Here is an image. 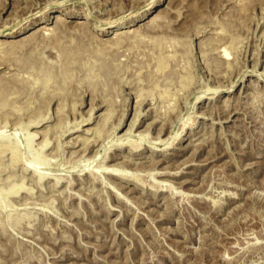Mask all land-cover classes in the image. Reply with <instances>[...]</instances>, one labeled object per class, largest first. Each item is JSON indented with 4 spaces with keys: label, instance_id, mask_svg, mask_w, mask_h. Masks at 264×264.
I'll return each mask as SVG.
<instances>
[{
    "label": "rangeland",
    "instance_id": "obj_1",
    "mask_svg": "<svg viewBox=\"0 0 264 264\" xmlns=\"http://www.w3.org/2000/svg\"><path fill=\"white\" fill-rule=\"evenodd\" d=\"M152 1L0 0V264H264V0Z\"/></svg>",
    "mask_w": 264,
    "mask_h": 264
},
{
    "label": "bare ground",
    "instance_id": "obj_2",
    "mask_svg": "<svg viewBox=\"0 0 264 264\" xmlns=\"http://www.w3.org/2000/svg\"><path fill=\"white\" fill-rule=\"evenodd\" d=\"M27 1V0H26ZM160 1L161 0H153L150 4H148L147 5V7L145 8V10L143 11V13H141V15H138V16H140V17H142V16H144L145 14H149V13H151V12H153V10H155L156 8H157V6L160 4ZM31 2V1H30ZM27 3H29V2H27ZM26 3V4H27ZM114 3V2H113ZM30 4V3H29ZM115 7V6H114ZM113 9V8H112ZM160 12V11H159ZM159 13H157V15H158ZM31 15V14H30ZM156 15V19L158 20L159 18H157L158 16ZM49 16H51L52 18H55V22L57 23V25L58 24H60V22H62V21H67V19L65 18V17H62L61 15H58V14H53V15H49ZM163 16H164V13H163ZM162 16V17H163ZM155 17V16H154ZM159 17L161 18V14L159 15ZM45 20L47 21V20H49L47 17H45ZM133 19H129V21L131 22ZM151 20H152V22L154 23V24H156L157 23V21H155V18L154 19H152L151 18ZM127 21V20H126ZM159 21V20H158ZM68 22V21H67ZM80 22V26H79V28H82V27H85L84 25L81 27V23L83 22V21H79ZM150 22V24L152 25L153 23H151V21H149ZM63 24H65V23H63ZM83 24V23H82ZM149 24V23H148ZM4 25V24H3ZM151 25H149V26H151ZM5 26V25H4ZM88 26V25H87ZM86 26V28H88ZM20 27V26H19ZM58 27V26H57ZM60 27V26H59ZM58 27V28H59ZM145 27H148V26H145ZM152 27V26H151ZM20 28H22V27H20ZM56 28V27H55ZM85 28V29H86ZM40 30H41V35L42 34H45V31L46 30H48V29H50L51 30V28H49L48 26H47V24H42L41 26H40V28H39ZM39 29H37V30H39ZM150 29V28H149ZM89 30V29H88ZM101 30V33H105L106 31H108L106 28H102V29H100ZM36 31V30H35ZM118 31V30H117ZM1 32V31H0ZM14 32H18V28L17 29H15V30H12V31H9V32H7L6 34H12V33H14ZM38 32V31H37ZM43 32V33H42ZM34 34H32L31 36L30 35H28V38L25 40V38H24V41L23 40H21L23 43H18L19 45L21 44H24L26 41H31V39L33 38V37H37V33H35V32H33ZM39 33V34H40ZM52 33V32H51ZM56 33V32H55ZM87 33V32H86ZM118 33H120L119 31H118ZM84 34V33H83ZM128 34V33H127ZM120 35V34H119ZM139 36V35H138ZM95 37V36H94ZM119 38V37H118ZM107 42V41H106ZM27 43V42H26ZM25 43V44H26ZM103 43V42H102ZM1 44V43H0ZM30 46L31 45H25L24 47H23V49L25 50V48H30ZM38 46V45H37ZM226 46V45H225ZM1 47H2V45H1ZM0 47V48H1ZM28 48V49H29ZM37 48V47H36ZM34 49V48H33ZM225 49V48H224ZM27 50V49H26ZM224 51V53H225V55H228V53H227V50H223ZM4 64V63H3ZM41 68H42V66H41ZM38 70V69H37ZM44 70H46V69H44ZM48 71V70H47ZM32 73H35V72H33L32 71ZM49 75H51V74H49ZM48 75V76H49ZM46 77V76H45ZM53 76H51V78H52ZM47 79H48V77H46ZM46 78H44V82L45 81H47V79ZM50 79V78H49ZM43 80V79H42ZM2 81V80H1ZM229 91H231V89H229ZM231 95V94H230ZM211 99L213 98V97H210ZM93 114V113H92ZM42 120V119H41ZM41 120H39V121H36L37 123H35V124H39V122L41 121ZM35 124H33V126H35ZM78 126H80V125H78ZM80 129V128H79ZM87 130V129H86ZM131 133V132H130ZM29 134V133H28ZM174 136V135H173ZM172 136V137H173ZM34 138V134L33 133H31V134H29L28 135V138H27V144L28 145H30L31 146V142H32V140H34L33 139ZM123 138V137H122ZM131 139V138H130ZM130 139H128V140H130ZM175 139H177V138H175ZM126 141V140H125ZM45 142V141H44ZM47 142V141H46ZM45 142V144L43 143V146H42V148H44L46 145H47V143ZM127 142V141H126ZM129 142V141H128ZM33 143V142H32ZM120 143H122V141L120 142ZM124 143V142H123ZM130 143V142H129ZM132 144H133V142H132ZM119 145V144H118ZM172 147V146H171ZM157 150V149H156ZM160 150V149H159ZM35 156V155H34ZM33 160V162H35L36 164L38 163V161L40 160L39 158L37 159L36 157L35 158H32ZM37 160V161H36ZM32 162V163H33ZM35 164V165H36ZM115 174V173H114ZM115 175H117V177L119 176V177H121V178H124V179H127L128 177H127V173H125V172H120V173H116Z\"/></svg>",
    "mask_w": 264,
    "mask_h": 264
}]
</instances>
